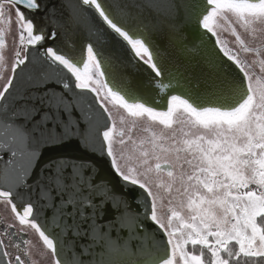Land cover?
Masks as SVG:
<instances>
[{"label":"snow or ice","instance_id":"6c2138e0","mask_svg":"<svg viewBox=\"0 0 264 264\" xmlns=\"http://www.w3.org/2000/svg\"><path fill=\"white\" fill-rule=\"evenodd\" d=\"M64 7L62 22L49 10V30L32 18L41 0H0V204L13 217L0 219V264H36L28 230L52 264H84L83 249L65 255L67 234L99 238L91 264H264V0L183 6L185 25L201 40L213 37L238 73L209 56L191 77L166 62L132 15L137 6ZM140 7L159 9L169 23L182 11L176 0ZM60 23L86 39L55 43ZM115 45L147 71L145 94L123 72ZM184 51L196 59L195 44ZM29 65L21 90L18 69ZM69 145L80 155L61 151ZM49 152L56 155L42 163ZM49 209L50 221L41 215ZM117 228L136 243L111 239Z\"/></svg>","mask_w":264,"mask_h":264},{"label":"water","instance_id":"95a60500","mask_svg":"<svg viewBox=\"0 0 264 264\" xmlns=\"http://www.w3.org/2000/svg\"><path fill=\"white\" fill-rule=\"evenodd\" d=\"M64 2L66 0H41V3L44 5V8L35 14L32 18L36 21L38 25H47L49 30H51V25L47 24L45 17L49 14V10L55 8L56 19L58 21H64L67 19L69 8L64 7ZM125 3L135 5L139 8V12L136 11V8L132 9V15L139 16L143 20V30L148 38L153 41L154 44L158 46L161 51V55L164 57L166 62L170 66H175L180 70L189 69L186 72V75L191 77L193 70L198 71L197 62L204 57L215 58L222 66L224 71L230 73L231 75H238L235 67L223 57V55L218 51L215 46L214 38L210 35H203L201 40L202 33L192 25H185L184 17L186 15L187 9L183 6L185 4H198L200 0H176L177 3L181 5L182 11L178 14L174 13V20L172 23L166 21L159 13V9H153L149 11L147 8L140 7L143 4L144 0H124ZM142 14V15H141ZM59 28L57 40L55 43L59 44L65 40L72 39L76 42L86 39V35L79 31L72 32L66 30L63 23L57 25ZM193 44L197 46V51L193 54L196 59L194 60L187 52L184 51V48H192ZM116 55L120 58L122 64V70L126 73L127 78L131 80L135 85H137L141 94H145V90L150 86L148 84V73L142 65H137L131 62L128 59V54L125 49L120 48L119 45H115ZM32 66L29 65L27 68L21 66L18 69V72L21 73L17 83L21 85V90L25 86V80L31 72ZM149 96L154 95V92H148ZM162 107V103L159 105ZM65 154L72 156H79L80 153L76 151L74 145H69L67 148L61 150ZM56 153L49 152L45 154L42 163L47 162L51 157L55 156ZM115 181V178L112 177ZM36 193H32L33 198H35ZM135 195V193H130V197ZM42 217L47 216L49 221L51 219V210L49 209L46 212L41 213ZM112 212L108 211L104 216V222L106 224H111ZM154 225L151 223H146L145 232H151L154 229ZM111 232V239L117 242H127L130 247L136 243L133 238L128 235V230H121L117 228L114 232L109 229ZM61 239L65 241V255L69 253L78 254L81 249L84 250L85 255L82 257L84 264H91L89 260V252L91 249L90 255L96 257L99 255L100 242L97 237L96 243H91L89 238L74 237L71 234L62 236ZM156 239H162L159 233H156Z\"/></svg>","mask_w":264,"mask_h":264},{"label":"flooded vegetation","instance_id":"af4514ba","mask_svg":"<svg viewBox=\"0 0 264 264\" xmlns=\"http://www.w3.org/2000/svg\"><path fill=\"white\" fill-rule=\"evenodd\" d=\"M13 20H15V17L13 16ZM16 33V25L15 23L12 24V31L11 35L6 37L9 39V42L11 41V36H14ZM226 38L229 40H232L233 38L231 36L226 35ZM9 57V64H8V71L5 72V77L9 74L10 72V66H11V59H12V54L11 51L7 53ZM250 60L254 59V57L249 56L248 57ZM4 81L0 80V84H2ZM0 219L4 220L5 222L10 221L13 219L10 213V209L7 208L6 206L0 204ZM28 238L33 241L34 247L31 249V254H32V259L36 261V264H52V257L50 253L47 255H44L46 250L44 249L43 245L41 242L38 240V235L32 231L28 230ZM15 254H20L19 251L17 250Z\"/></svg>","mask_w":264,"mask_h":264}]
</instances>
